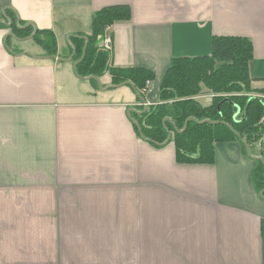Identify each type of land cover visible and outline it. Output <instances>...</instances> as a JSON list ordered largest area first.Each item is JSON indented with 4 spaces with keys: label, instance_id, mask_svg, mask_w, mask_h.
Instances as JSON below:
<instances>
[{
    "label": "crops",
    "instance_id": "crops-1",
    "mask_svg": "<svg viewBox=\"0 0 264 264\" xmlns=\"http://www.w3.org/2000/svg\"><path fill=\"white\" fill-rule=\"evenodd\" d=\"M114 5L132 17L105 32L109 64L154 73L144 102L76 70L77 41ZM8 9L52 31L57 53L13 38ZM216 36L252 41L264 89V0H0V264H264L257 160L228 141L213 165L177 163L174 143L147 141L131 116L159 102L175 58L210 56Z\"/></svg>",
    "mask_w": 264,
    "mask_h": 264
},
{
    "label": "trees",
    "instance_id": "trees-1",
    "mask_svg": "<svg viewBox=\"0 0 264 264\" xmlns=\"http://www.w3.org/2000/svg\"><path fill=\"white\" fill-rule=\"evenodd\" d=\"M131 17V8L127 5L97 11L93 15L91 34L76 43L74 58L79 62L78 75L98 79L109 73L113 85H133L139 101L144 102L149 84L155 79L154 73L145 68L111 67L110 54L103 47L108 27L129 21ZM3 23L11 29L13 38H31L48 55L57 53L52 31L26 27L23 21L19 25L9 9ZM252 59L253 43L249 38L216 36L210 56L175 58L162 81L159 102L141 106L140 112H133L131 116L147 141L158 146L173 142L176 161L180 164L213 165L216 143L240 142L244 154L258 162L252 176L264 200V89L252 87L249 73ZM205 91L212 95L209 105L197 99ZM261 231L264 236V221Z\"/></svg>",
    "mask_w": 264,
    "mask_h": 264
},
{
    "label": "rangeland",
    "instance_id": "rangeland-1",
    "mask_svg": "<svg viewBox=\"0 0 264 264\" xmlns=\"http://www.w3.org/2000/svg\"><path fill=\"white\" fill-rule=\"evenodd\" d=\"M79 77H81V78H86V77H82V76H80V75H78ZM101 81L102 82H106L107 80H109V76H107V74H106V76L104 75V76H102L101 78ZM74 84L76 85V86H78L80 89H84V88H89L88 87V85H87V83H85L84 81H82L81 79H74ZM198 99V98H197Z\"/></svg>",
    "mask_w": 264,
    "mask_h": 264
},
{
    "label": "built area",
    "instance_id": "built-area-1",
    "mask_svg": "<svg viewBox=\"0 0 264 264\" xmlns=\"http://www.w3.org/2000/svg\"><path fill=\"white\" fill-rule=\"evenodd\" d=\"M103 47L108 50V51H112L113 49V41H112V38L110 37H106L104 39V42H103ZM149 84V83H148ZM142 106H147V104H142Z\"/></svg>",
    "mask_w": 264,
    "mask_h": 264
},
{
    "label": "water",
    "instance_id": "water-1",
    "mask_svg": "<svg viewBox=\"0 0 264 264\" xmlns=\"http://www.w3.org/2000/svg\"><path fill=\"white\" fill-rule=\"evenodd\" d=\"M18 24L20 25V21H18ZM35 33L36 32H34V34L33 35H35ZM33 37V36H32ZM82 38H86V37H82ZM84 57H85V54H84V56H83V58L82 59H84ZM72 60V59H71ZM80 61H82V60H80ZM79 63V62H78ZM77 65V64H76Z\"/></svg>",
    "mask_w": 264,
    "mask_h": 264
}]
</instances>
